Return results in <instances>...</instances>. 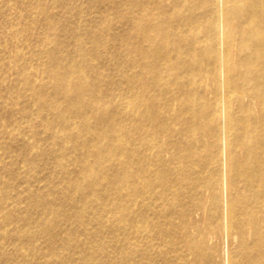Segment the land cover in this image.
I'll use <instances>...</instances> for the list:
<instances>
[{
    "label": "bare ground",
    "instance_id": "obj_1",
    "mask_svg": "<svg viewBox=\"0 0 264 264\" xmlns=\"http://www.w3.org/2000/svg\"><path fill=\"white\" fill-rule=\"evenodd\" d=\"M84 1L98 13L74 6L66 51L46 6L13 3L57 49L32 50L49 84L24 78L73 162L40 207L72 220L49 246L79 248L57 264H264V0Z\"/></svg>",
    "mask_w": 264,
    "mask_h": 264
},
{
    "label": "rangeland",
    "instance_id": "obj_2",
    "mask_svg": "<svg viewBox=\"0 0 264 264\" xmlns=\"http://www.w3.org/2000/svg\"><path fill=\"white\" fill-rule=\"evenodd\" d=\"M14 1L0 0V18H2L0 19V264H42L45 261L57 264L62 257H68V254L76 255L75 250L79 247L75 245L76 243L73 240L68 239L70 243L67 241L62 246V250H52L49 246L50 243L56 244L54 238L52 239V235L58 234V230L62 231L61 233H66L64 228L67 223L69 224L70 220H67L66 224L59 226L61 223H65V218L61 221L59 220L61 216L43 214L40 212V207L47 200L53 201L54 206L58 205L60 201L57 199L58 194L60 192L67 193L62 180L65 178V174L68 175L64 171L72 169L73 162L65 157L59 158L62 151L59 137L51 134L48 127L41 123L44 116L37 113L36 105L29 98V94L31 95L32 91L30 92L29 89H26L27 84L24 79L26 77L31 80L35 84V89H38L37 84L40 81L45 80L46 84H49L47 82L49 79L40 66L44 62L46 64L51 62L47 55L54 56V54H57V49H55V42L50 41L43 34V30L46 32V28L39 14L41 10L38 11L34 7L32 8V4H29L32 9L27 12L25 9L21 10V7L14 5ZM23 1L46 6L47 16L51 19L54 17V21L57 22L55 23L57 25L56 28L49 29L48 34L58 36L63 42L62 48L65 51L72 46V36L65 30L78 25L82 27L81 29H84L83 27L86 26L87 20L78 17L79 13H77V9L74 6L83 3L84 13H86V16L90 15L89 17L98 13V11L96 12V10L90 8V5L88 6L84 0H71L69 5H66L65 0H42V3L41 0H37L38 2ZM26 14L28 16L27 20L30 22V24L27 23V26L23 24L24 15ZM111 21H114L115 24L120 23L119 20L114 19L112 16ZM31 22H34V25ZM63 25H65L64 28H62ZM11 30H14L13 33ZM21 30L23 32L27 31V34ZM110 30V28L109 31L106 29L104 33L110 32ZM97 32L102 31L99 30ZM41 34H43V38ZM109 41L110 39L108 38ZM33 48H38L41 52L47 51V55L41 53V56H39L32 51ZM34 62L36 65L33 64ZM21 65L26 69L23 74L19 70ZM5 79L6 81H4ZM46 169L47 171H45ZM41 182L43 183L40 184ZM2 208L5 210H2ZM66 212L70 213L71 210L64 211L65 215L67 214ZM14 215L15 217H13ZM25 216L26 218H23ZM57 221H60V224H56ZM77 228L75 227L76 231ZM74 238H77V234H75ZM91 241L93 244L94 240L92 239ZM67 243L68 248L65 249ZM47 246L49 248H46ZM11 247L15 248L12 249ZM49 249H51V252ZM46 251H49L51 255H46ZM4 254L5 256H3ZM4 260L6 261L4 262Z\"/></svg>",
    "mask_w": 264,
    "mask_h": 264
}]
</instances>
